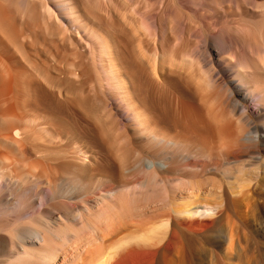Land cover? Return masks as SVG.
<instances>
[{"label":"bare ground","instance_id":"bare-ground-1","mask_svg":"<svg viewBox=\"0 0 264 264\" xmlns=\"http://www.w3.org/2000/svg\"><path fill=\"white\" fill-rule=\"evenodd\" d=\"M215 250L264 259V0H0V264Z\"/></svg>","mask_w":264,"mask_h":264},{"label":"rangeland","instance_id":"rangeland-1","mask_svg":"<svg viewBox=\"0 0 264 264\" xmlns=\"http://www.w3.org/2000/svg\"><path fill=\"white\" fill-rule=\"evenodd\" d=\"M249 106L253 107V103H250ZM256 238V242H257V246H259V244H261V242H263L262 239H260L259 237H255ZM215 255H218L220 257V261H221V264H240L239 261H237V259L234 260H231V259H228L226 257V253L225 251L223 250H215V251H207L205 256H203L201 258V262L198 263V264H211V259L212 258H215ZM241 259L243 261H249L250 260V253H247V252H244V253H241L240 255ZM263 263H264V259H263ZM261 263V264H263Z\"/></svg>","mask_w":264,"mask_h":264}]
</instances>
